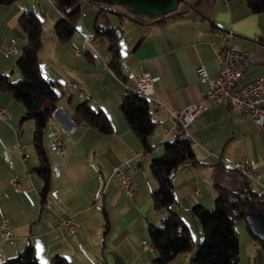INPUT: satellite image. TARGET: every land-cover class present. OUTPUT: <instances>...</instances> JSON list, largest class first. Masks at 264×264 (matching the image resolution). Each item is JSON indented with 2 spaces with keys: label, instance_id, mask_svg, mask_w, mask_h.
<instances>
[{
  "label": "crops",
  "instance_id": "0c3cea01",
  "mask_svg": "<svg viewBox=\"0 0 264 264\" xmlns=\"http://www.w3.org/2000/svg\"><path fill=\"white\" fill-rule=\"evenodd\" d=\"M95 5L80 7L74 34L63 43L54 33L62 16L53 0L0 4V77L10 83L19 80L16 62L26 38L18 20L34 15L43 18L37 55L41 77L54 84L58 95L42 136L50 169V187L44 196L50 204L47 208L41 197L43 182L34 172L39 166L32 141L34 124L30 120L21 123L23 106L0 91V106L6 111V120H0V224L6 223L13 232L11 240L0 243V264L28 246L39 264H52L56 257L66 264H154L157 252L150 245L147 229H158L174 213L190 230L187 219L192 218V209L211 212L217 196L213 184L216 166L230 169L247 159L264 184V131L237 111L218 105L197 115L188 128L199 165L173 174L176 205L159 210L152 206L157 183L150 164L163 156V145L176 137L169 112L198 102L206 91L207 84L195 73L197 67H203L209 78L217 77L216 56L222 43L215 33L232 31V49L248 54L252 61L241 86L264 78V14L251 12L246 0H186L182 10L155 21L137 19L120 7ZM100 9L105 13L99 14ZM96 24L116 31L115 71L109 68V43L94 35ZM83 36L95 39L96 52L83 43ZM143 72L158 78L146 99L156 124L148 138V153L143 152L118 109L128 90L135 89L133 80ZM68 84L76 85L84 96L68 89ZM83 103L107 118L109 135L75 121L74 113ZM56 135L63 140V155L50 150ZM18 144L23 146L25 162L18 155ZM126 162L131 197L112 180L113 169ZM11 179L17 180L20 192L12 188ZM243 181L232 171L222 176L221 184L241 188L244 183L251 191L260 188ZM62 215L76 219L78 229L73 235L57 228L55 218ZM241 223L234 226L239 244L237 264H264V245ZM190 258L191 254L180 255L169 264H190Z\"/></svg>",
  "mask_w": 264,
  "mask_h": 264
},
{
  "label": "trees",
  "instance_id": "16d2710c",
  "mask_svg": "<svg viewBox=\"0 0 264 264\" xmlns=\"http://www.w3.org/2000/svg\"><path fill=\"white\" fill-rule=\"evenodd\" d=\"M14 1L16 0H0V4H10ZM53 3L61 13L67 9L72 10L65 14V17L54 27L57 39L65 43L74 34L75 22L82 5H79L78 0H53ZM90 3L96 4L91 1ZM246 5L253 13L264 14V0H246ZM100 10L102 11L99 14L105 13V9ZM18 25L26 38V44L16 62L19 80L10 83L7 79L0 77V91L10 94L23 106L25 114L21 123L30 120L34 124L32 141L39 160V166L34 172L43 182L41 192L43 203L45 202L44 196L50 187V169L43 149L42 136L45 125L55 109L58 95L54 90V84L42 79L38 65L41 20L34 15L26 14L19 18ZM115 32L114 29L103 27L100 24H96L94 27L95 37L105 38L110 45L109 68L114 71L117 67V34ZM118 109L131 132L141 144L143 152H150L148 138L152 135L156 124L150 117L149 102L136 93L127 92ZM74 119L103 135L111 133V126L107 118L100 112H92L87 103L78 106L74 113ZM197 165L199 163L195 159L190 143L180 139L177 134L175 141L163 145V156L153 160L150 164L152 177L157 183V190L151 197L154 210L170 209L176 205L171 184L173 174L180 168ZM231 172V169L220 166H216L213 171V184L217 196L212 212H207L201 207L191 210L192 218L200 227L201 241L199 243L193 242L189 230L174 213H170L161 222L158 229L152 227L147 229L150 245L157 252L154 264H169L176 257L185 254H191L190 264H237L239 244L234 226L239 221L246 224L247 214L261 213L264 215V195H257L255 191H251L244 184V178L240 174L238 175L244 182L241 188L222 186V176ZM245 226L253 239L258 244L264 245V241L256 239L247 225ZM3 264L39 263L33 249L28 246L15 257L5 260ZM52 264H66V261L61 257H56Z\"/></svg>",
  "mask_w": 264,
  "mask_h": 264
},
{
  "label": "built area",
  "instance_id": "2783aa9c",
  "mask_svg": "<svg viewBox=\"0 0 264 264\" xmlns=\"http://www.w3.org/2000/svg\"><path fill=\"white\" fill-rule=\"evenodd\" d=\"M78 2L79 5L82 6L91 5L89 0H78ZM71 11L72 10L67 9L62 12V18L65 17V14H68ZM215 34L220 38L222 43V48L216 56L218 68L217 77L211 79L203 67H197L195 73L201 83L207 84L206 91L202 93L198 102L191 104L179 112H169L176 134L180 139L186 140L190 144L192 143L191 137L188 133L190 124L197 115L218 105H225L232 110L237 111L264 131V78L257 79L241 86L239 82L242 79L244 72L252 66V61L248 54L232 49L231 40L234 36L232 31L216 32ZM82 41L92 52H96L93 48L94 44H96L94 38L83 36ZM9 52L15 51L14 49L9 48ZM76 55L79 56L80 53L76 52ZM157 81L158 78L151 76L147 72H143L133 80L135 89L128 90V92H133L145 99H149L151 97L150 95L153 85ZM67 88L76 92L81 98L84 96L74 84H68ZM156 105L158 104L156 103ZM0 120H6L5 108L1 106ZM49 147L50 150L58 155L64 154V144L61 136L56 135L52 137ZM17 152L25 162L26 158L22 157L23 146L21 144H18ZM128 168V162L116 166L113 169L112 180L121 189L125 196L131 197L133 189L130 177L127 174ZM230 169L240 174L245 180L252 181L260 186L255 192L257 195H264V184L260 183L259 175L255 172L253 164L249 160L243 159L240 162L231 165ZM9 183L16 192H20L21 189L16 179H11ZM44 205L47 208H50L49 202H45ZM55 222L57 228L64 230L68 235H73L78 229V223L73 215L57 216ZM12 238L13 232L9 226L6 223H1L0 243L7 242ZM142 245L144 248H149L150 246L147 242H143Z\"/></svg>",
  "mask_w": 264,
  "mask_h": 264
},
{
  "label": "water",
  "instance_id": "95a60500",
  "mask_svg": "<svg viewBox=\"0 0 264 264\" xmlns=\"http://www.w3.org/2000/svg\"><path fill=\"white\" fill-rule=\"evenodd\" d=\"M96 4L123 8L129 15L137 19L158 20L174 13L180 0H89ZM245 223L253 236L264 241V215L250 213L245 217Z\"/></svg>",
  "mask_w": 264,
  "mask_h": 264
},
{
  "label": "rangeland",
  "instance_id": "374dc122",
  "mask_svg": "<svg viewBox=\"0 0 264 264\" xmlns=\"http://www.w3.org/2000/svg\"><path fill=\"white\" fill-rule=\"evenodd\" d=\"M188 1V0H187ZM186 3V0H180L179 2V5H178V8L175 12H177L178 10H182L184 8V5ZM98 5V4H97ZM89 6V5H88ZM96 6V5H95ZM87 7V6H86ZM86 7H83L82 10H84ZM174 12V13H175ZM150 20V19H149ZM41 21L43 23V18H41ZM213 210H211L212 212ZM187 224H188V227H189V231H190V235H191V238L193 239V241L195 243H197L198 241L200 242L201 241V238L199 236V233H200V227L199 225L197 224V222L194 221V219H192L191 217H189L187 219ZM242 224V223H241ZM244 225V224H242Z\"/></svg>",
  "mask_w": 264,
  "mask_h": 264
}]
</instances>
